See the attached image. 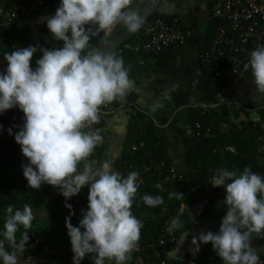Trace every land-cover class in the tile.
I'll use <instances>...</instances> for the list:
<instances>
[{
    "label": "clouds",
    "instance_id": "1",
    "mask_svg": "<svg viewBox=\"0 0 264 264\" xmlns=\"http://www.w3.org/2000/svg\"><path fill=\"white\" fill-rule=\"evenodd\" d=\"M142 2L60 0L55 14L47 19V28L54 41L62 42L61 46H19L4 54L7 67L0 72V116L13 108L23 112V124L14 134L28 161L22 165L23 175L29 188L51 185L65 198V207L71 213L65 225L73 264H82L89 255L93 264H128L139 247L144 225L132 207L142 183L140 173L134 170L125 176L114 170L109 160L97 168L92 159L96 148L104 143L103 130L93 128L100 123L102 109L116 102L125 103L135 85L123 57L101 51L91 41L101 33L111 37L118 27L130 34L139 32L145 23L138 8ZM106 45L110 48L111 42L106 41ZM38 51L42 56L33 67V56ZM243 71L251 72L256 91L264 94V45L251 51ZM3 131L0 124V133ZM7 131L13 134L12 128ZM209 183L224 189L227 211L219 230L194 236L190 250L195 254L202 244L211 243L223 264H264L260 252L251 246L254 238H264V175L250 167L242 171L220 168ZM86 186L87 207L81 210L82 218L74 226V212L67 201ZM142 201L150 208L163 203L160 196L148 194L142 196ZM5 211L0 264H19L35 217L28 204L22 210L9 205ZM21 227L24 233L17 241ZM181 228L182 221L174 217L167 231Z\"/></svg>",
    "mask_w": 264,
    "mask_h": 264
},
{
    "label": "crops",
    "instance_id": "2",
    "mask_svg": "<svg viewBox=\"0 0 264 264\" xmlns=\"http://www.w3.org/2000/svg\"><path fill=\"white\" fill-rule=\"evenodd\" d=\"M212 1L160 0L157 8L153 9V12L164 15L186 16L189 22L198 26L199 31L194 39L173 52L165 50L148 56H122L135 86L128 93L125 103H113L105 111L100 129L106 136L104 143L98 146L92 157L95 160V167L98 168L101 162L109 160L113 163L114 170L126 176L131 172L130 164H133L134 170L141 174L142 163L138 164L141 160L139 155L142 152H151V165L157 172H154L153 176L142 173L140 177L142 183L132 212L138 219L148 222L155 228L162 223L170 222L174 217H179L183 228L186 226L177 241L167 248L164 255L167 261L180 262L190 249L191 235L202 223L205 227L219 230L222 217L227 211V205L223 203L225 197L216 198L210 204L209 215L203 221H199L197 218L202 212L203 200L196 194L177 191L170 187L173 181L171 170L184 176L191 170V163L187 160L189 141L185 136V130L194 121V110L210 109V106L216 105L213 108L217 119L216 129L222 138L226 139L225 142L230 141L235 126L241 129L237 142L233 144H223L221 140L216 142L218 153L214 160L219 164L215 171L220 168L231 170L227 162L223 161L228 154L250 158L261 166L264 164L257 150V145L264 140V136L258 137L253 144L251 135L255 126L264 129L262 128L264 118L260 112V109H264V94L256 91L251 72H244L243 75L215 88L207 72L198 63V53L205 46L206 31L212 22L210 19ZM8 2L9 0H0V25L5 24L2 13ZM59 4L60 1L55 9L43 8L32 22L39 23L43 17L55 14ZM141 7L139 4V10ZM174 96L184 100V103L176 104ZM230 97L240 98L242 104L234 102L228 107H221L220 101ZM158 103L160 107H156ZM245 123L250 124L251 128H243ZM147 127L149 131L145 134L143 132ZM136 147L138 150H135ZM245 167L251 168L252 165L245 162L234 169L242 171ZM255 173L263 175L261 171ZM157 184H160L161 188H157ZM25 193L32 196L33 191L26 189ZM144 194L158 195L163 199V203L150 208L142 201ZM17 197L22 200L28 199L20 194H17ZM186 220L189 223L186 224ZM186 232V238L181 241ZM52 233L62 240L61 246L71 248L70 238ZM251 246L264 255V246H258L253 241ZM160 259L159 250L155 248L152 252L131 255L128 264H158ZM18 260L19 264H43V261L33 254H20ZM54 262L73 263L64 256L55 257Z\"/></svg>",
    "mask_w": 264,
    "mask_h": 264
},
{
    "label": "trees",
    "instance_id": "3",
    "mask_svg": "<svg viewBox=\"0 0 264 264\" xmlns=\"http://www.w3.org/2000/svg\"><path fill=\"white\" fill-rule=\"evenodd\" d=\"M60 0H47L46 7L49 9H55L56 4ZM54 15V14H52ZM50 16H45L41 19V22H32L33 19L24 22L22 24H2L0 25V62H3L7 67V61L4 60V54L17 49L19 46L27 47L29 45H40L45 48L59 47L62 42L54 41L51 37L49 29L47 28V19ZM154 16H160L165 19H170L173 16L164 15L154 12ZM212 30L210 25L207 29L206 39L209 37ZM104 35L101 33L99 36L94 37L91 43L97 47ZM116 54V52H114ZM42 56L41 52H37L33 56L32 66H35V60ZM214 84V83H213ZM215 85L218 88L219 85ZM179 96V95H178ZM178 96H174V101L178 105H182L184 100H179ZM236 102L242 104V100L238 97H230L225 100H221V107H228L230 104ZM209 114H202V109H195L193 118L194 121H200L205 126H209L212 122L215 126L213 128L212 136L205 138L199 143L189 142L187 151V160L191 163V170L187 175H180L181 179H174L171 183V188L177 191H187L199 196V199L203 200V208L201 214L198 216L199 221H203L206 216L209 215V207L212 201L219 197H225V191L221 188L213 187L209 181L215 175V169L219 162H215L218 150H216V142L221 140V143L233 144L240 138L241 129L234 127L230 136V141L225 142L226 139L222 138L218 130L216 129V114L213 108L208 109ZM262 118H264V109H260ZM0 124H3L4 131L0 133V190L3 194H0V217L6 215V208L9 205H14L16 209L23 208L24 204H28L31 208L38 209L41 206L50 203L55 208L56 216L66 218L71 213L68 208L65 207V198L60 194L59 190L51 185H42L40 189H31L27 185V180L23 175L22 165L28 161L23 157L19 144L14 139V134L19 131L20 126L23 124V112L18 108L8 110L4 115L0 116ZM251 128V125L245 123L243 128ZM12 128L13 134L10 135L7 129ZM149 128L144 130L143 133L147 134ZM252 142L259 139L258 137L264 136V129H260L255 126L252 130ZM146 136V135H145ZM145 138V137H144ZM237 147V146H236ZM238 148V147H237ZM227 162L229 169H234L239 164L249 162L252 165L254 172L263 171L264 167L258 164L256 161L244 156H233L228 154L224 160ZM142 161L139 160L138 164ZM21 185L28 190L33 191L32 196L27 200H22L17 197V194L13 192L12 187L14 185ZM139 194V190H138ZM85 197L84 191L74 196L73 199L68 200L67 203L72 205V211L74 214L71 218V223L76 226L79 220L82 218L81 208L78 207V203L83 201ZM143 222V229L141 230V239L139 244L145 247V252H152L155 248L159 250L161 259L166 260L164 255L167 248L173 244L158 247V241L163 232L164 223L156 228L148 222ZM189 223V221H185ZM4 218H0V230H3ZM184 228L175 231L176 237L181 235ZM206 231L217 232L209 227H205ZM32 232L33 237H36L39 241V249L32 253L43 261V264H55L54 256L51 252L45 251L44 247L48 246L58 252L59 256H64L69 253L67 258L73 261V252L71 248L61 246L62 240L52 232L38 233ZM24 229L21 227L17 232V240L22 238ZM258 246H264V238H254L252 240ZM7 244V242H5ZM8 245V244H7ZM27 252V254H29ZM190 254L188 250L183 256ZM260 258L264 259V255L261 254ZM195 264H219L223 262L221 258L213 251L211 243L202 244L200 251L193 256ZM167 261V260H166ZM168 264H178L177 261H167ZM73 264V263H72ZM82 264H89V262L82 261ZM186 264V263H184Z\"/></svg>",
    "mask_w": 264,
    "mask_h": 264
},
{
    "label": "built area",
    "instance_id": "4",
    "mask_svg": "<svg viewBox=\"0 0 264 264\" xmlns=\"http://www.w3.org/2000/svg\"><path fill=\"white\" fill-rule=\"evenodd\" d=\"M46 4L47 0H9L3 10L2 19L5 24H22L37 16L46 7ZM153 14V11L149 13L144 26L135 37L125 41L116 49V55L148 56L165 50L173 52L194 39L199 31L198 26L189 22L186 16H173L170 19H165ZM210 19L215 21L216 25L212 27L205 46L198 53V63L207 72L214 84L222 85L244 73L243 65L248 62L251 51L260 45H264V0H213L210 6ZM108 108L109 106L102 109L100 123L93 125V128H100L104 112ZM202 114H209L208 108L203 109ZM210 123L209 126H205L200 121H193L185 130L188 141L199 143L212 136L215 125ZM262 128H264V124ZM101 134L105 138V133L102 132ZM135 150L138 148L136 147ZM257 150L264 161V140L258 143ZM139 158L142 161L140 177L142 173L153 176L154 172L157 171L153 170L151 165V152H142ZM129 169L134 171L133 164L129 165ZM262 173L264 175V169ZM170 175L172 180L182 178L173 170L170 171ZM82 191H84L85 197L83 201L78 203V207L85 209L88 203L87 186ZM71 199L73 197L69 200ZM169 224L170 222L164 223L158 247H164L177 241L175 232L169 233L167 231ZM205 231L206 228L202 223L190 237V249L194 247L191 243L192 238ZM5 247L11 251L6 243ZM38 249V239L29 235V241L25 243L20 254L34 252ZM44 250L51 252L54 257L59 256L56 250L48 246H45ZM144 252L145 247L139 244L138 249L132 255ZM67 256L69 253L65 254V257ZM193 256L194 254L190 250V254L183 256L178 264H195ZM260 259L264 261L263 258ZM83 261L93 264L91 255L86 256ZM158 264H168V262L160 259Z\"/></svg>",
    "mask_w": 264,
    "mask_h": 264
},
{
    "label": "rangeland",
    "instance_id": "5",
    "mask_svg": "<svg viewBox=\"0 0 264 264\" xmlns=\"http://www.w3.org/2000/svg\"><path fill=\"white\" fill-rule=\"evenodd\" d=\"M12 189L16 194L28 197V199L31 197V195L25 193L26 188L21 185H14ZM0 194H3L1 190ZM32 211L35 217L33 221L32 231H37L41 234L46 232H55L61 234L63 238H70L67 234L65 220L62 217L56 216L55 208L52 204L47 203L38 209L32 208ZM1 217L4 218L5 216ZM28 235H32V232H29ZM29 255H32V253H29Z\"/></svg>",
    "mask_w": 264,
    "mask_h": 264
},
{
    "label": "water",
    "instance_id": "6",
    "mask_svg": "<svg viewBox=\"0 0 264 264\" xmlns=\"http://www.w3.org/2000/svg\"><path fill=\"white\" fill-rule=\"evenodd\" d=\"M160 0H143L141 3L142 7L140 10L141 15L144 17V21L147 19L149 13L153 11V9L157 8L159 5ZM216 22L212 21L211 26L215 27ZM136 33H127L126 30H124L122 27H118L117 30L112 34L111 37H103L100 41V43L97 45V48H99L101 51H111L115 52L116 49L123 44L125 41L132 38ZM106 41L111 42V47H107ZM6 69V66L3 62H0V72H4ZM216 105L210 106V108H214ZM105 113V112H104Z\"/></svg>",
    "mask_w": 264,
    "mask_h": 264
}]
</instances>
